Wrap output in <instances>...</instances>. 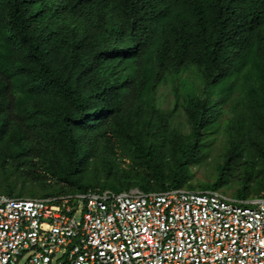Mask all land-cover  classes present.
<instances>
[{"label":"trees","instance_id":"1","mask_svg":"<svg viewBox=\"0 0 264 264\" xmlns=\"http://www.w3.org/2000/svg\"><path fill=\"white\" fill-rule=\"evenodd\" d=\"M129 2L0 0V194L263 196L264 0Z\"/></svg>","mask_w":264,"mask_h":264},{"label":"built area","instance_id":"2","mask_svg":"<svg viewBox=\"0 0 264 264\" xmlns=\"http://www.w3.org/2000/svg\"><path fill=\"white\" fill-rule=\"evenodd\" d=\"M264 264V195L0 194V264Z\"/></svg>","mask_w":264,"mask_h":264},{"label":"rangeland","instance_id":"3","mask_svg":"<svg viewBox=\"0 0 264 264\" xmlns=\"http://www.w3.org/2000/svg\"><path fill=\"white\" fill-rule=\"evenodd\" d=\"M187 78V76H184ZM158 104L160 108H163L164 111L169 110L173 106V98L170 92V88L168 85L161 86L158 89ZM171 126L172 127H177L180 129H186V124H185V116L181 109L177 110V113L174 114V116L171 118ZM212 157V155H211ZM128 161L126 160V164ZM212 165L210 163L203 164L199 167H193L192 172L194 173V181L196 180H201V181H206L210 180L213 177L214 170L211 167ZM234 187L232 186H227V187H222L219 189L221 192H226L228 196H231V193L233 192ZM56 196H61V195H56ZM32 197V196H31ZM23 259L20 260L19 264H23Z\"/></svg>","mask_w":264,"mask_h":264},{"label":"clouds","instance_id":"4","mask_svg":"<svg viewBox=\"0 0 264 264\" xmlns=\"http://www.w3.org/2000/svg\"><path fill=\"white\" fill-rule=\"evenodd\" d=\"M159 3L165 4V7L167 8L171 6L172 0H130L128 10L143 19L147 13V9L156 7Z\"/></svg>","mask_w":264,"mask_h":264}]
</instances>
